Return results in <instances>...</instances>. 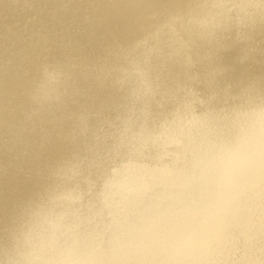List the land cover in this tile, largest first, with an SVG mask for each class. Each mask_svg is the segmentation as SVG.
Segmentation results:
<instances>
[{
    "label": "clouds",
    "instance_id": "9594fccd",
    "mask_svg": "<svg viewBox=\"0 0 264 264\" xmlns=\"http://www.w3.org/2000/svg\"><path fill=\"white\" fill-rule=\"evenodd\" d=\"M0 264H264V0H0Z\"/></svg>",
    "mask_w": 264,
    "mask_h": 264
}]
</instances>
